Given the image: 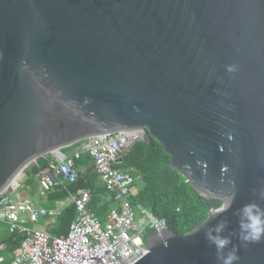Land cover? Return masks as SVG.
<instances>
[{
	"label": "water",
	"instance_id": "water-1",
	"mask_svg": "<svg viewBox=\"0 0 264 264\" xmlns=\"http://www.w3.org/2000/svg\"><path fill=\"white\" fill-rule=\"evenodd\" d=\"M117 132L155 141L202 196L235 194L189 234L149 236L136 264H216L205 229L264 207V0H0V193L51 151ZM238 255L264 264V242Z\"/></svg>",
	"mask_w": 264,
	"mask_h": 264
},
{
	"label": "built area",
	"instance_id": "built-area-1",
	"mask_svg": "<svg viewBox=\"0 0 264 264\" xmlns=\"http://www.w3.org/2000/svg\"><path fill=\"white\" fill-rule=\"evenodd\" d=\"M140 140L138 132H117L93 138L82 147V151L93 159L97 173L107 187L116 192V198L121 201L120 211H113L106 222L89 212L91 194L86 189L73 196L79 218L65 236L49 237L30 230L25 227L24 217L19 216L20 213H27L33 222H37L40 218L56 215L58 211L47 213L28 201L16 202L1 209L0 220H10L11 233L22 239L13 264H134L142 259L147 254L144 234L148 230L162 232L166 222L147 211H142L143 217L136 220L126 199L132 179L114 169L118 157L129 145ZM80 157L81 152L76 154V158ZM55 158L56 163L42 172L40 193L43 195L62 180L73 183L77 179L75 157L56 155ZM4 250L3 245L0 253Z\"/></svg>",
	"mask_w": 264,
	"mask_h": 264
},
{
	"label": "clouds",
	"instance_id": "clouds-1",
	"mask_svg": "<svg viewBox=\"0 0 264 264\" xmlns=\"http://www.w3.org/2000/svg\"><path fill=\"white\" fill-rule=\"evenodd\" d=\"M229 70H231V69H229ZM140 137H141V135H140ZM94 138H96V137H94ZM88 141L77 144V145H80V147L77 150L67 148V149H63V150H57L54 152L51 151L50 154L42 157V158L47 159L46 160L47 165H46V167L40 168L39 174H37L34 178L30 177V173H31L33 167L39 166V161L42 158L37 159L36 161L30 162L27 166H25L21 170V172H19L17 174V176L14 179H12L10 181L8 186L0 193V210L6 208L7 206H9L13 203H16V202L28 201L31 204H34L35 206H37L39 210H45L47 213L58 211V213L54 216H46L44 218L39 219V221L41 219H46L49 222L50 226H54L55 222L57 221V218L60 217L64 211L61 209H59V210L42 209L38 205H36L32 200L28 199L26 197V194L28 192H32V191L37 189L39 196H41L43 198H47L50 194H52L55 191H61V190L66 191L67 187L74 184L77 181V179L79 178L80 170H79V166H77V163L79 161H81L83 154H85V152L82 151V147ZM137 144H144L142 137L138 143H135L132 146L129 145L127 147V149L125 150V152L118 157L117 164L114 166V169L119 171L123 175L129 176L132 179V184L129 187V193H128L126 199L130 203L131 209L134 211V213L136 215V220H139L143 217L142 211L149 212L148 210H146L145 208H143L141 206L132 205V202H131V197L135 193H137V191L139 190V189L138 190L136 189V184H138V183L140 184V182L137 180V177L132 170H125V169L121 168L122 158ZM144 145H146V144H144ZM146 146H148V145H146ZM65 151H67L66 152L67 154H64ZM79 152H81V157L76 158V154H78ZM86 154H88V153H86ZM56 155L66 157V158H71V157L76 158L74 163H75V168H76V172H77V179L73 183L62 180L59 184L55 185L49 192H46L43 195L40 193V189H41V185H42V179H43L42 172L49 170L51 164L56 163V158H55ZM96 174L99 176V178L102 180V183H103L102 188L99 187L98 190H100V191H104V189L106 190V192L104 194H101L97 197L96 209L93 208V206H92V204L94 202V194L91 192V190H89V188H81L77 192H72V193L68 192L67 196L71 197L73 199V196L77 195L80 190H84V189L88 190L89 193L91 194V201L88 204L89 212L98 220H100L102 222H106L109 219V217L113 211H117V212L120 211L121 201L116 198V195H117L116 192L111 191L107 187L104 180L97 173V170H96ZM23 175L25 177H27L24 184L21 182V178L23 177ZM140 186H141V184H140ZM100 197H102L103 204L100 201H98L100 199ZM257 199L258 200H264V190L260 191L259 195L257 196ZM207 200H209L210 202L212 201V199H209V198H207ZM234 200H235V194L233 193L232 195H230L229 197L226 198L225 202L220 207L212 210V212L208 216L207 220H215L217 216H219L220 214H222L224 212H227L232 207ZM99 205H102V207H105L107 209L106 216L101 217L97 214V210H98ZM75 207H76V211L78 213L76 203H75ZM150 214L152 216H154L152 213H150ZM234 215H236V217H237V225H238L237 231L233 232L232 230H228V234L223 235L222 233L225 232V230L227 229V225H228V222L225 220H221V221L217 222L216 224L206 228L204 231L205 240L208 242L210 247H214V249H215L216 264H238V262L240 260V256L238 255V251L240 248H247L249 245L259 244L261 242H264V207H262L259 203L255 202V201L245 203V204L241 205L238 209H235ZM19 216L24 217V219L26 221V223H25L26 228H28L27 227L28 221L31 223L39 222V221L33 222L31 220V216L28 215L27 213H20ZM156 219H158V218H156ZM158 220L165 221L164 219H158ZM207 220L204 222V224L207 223ZM9 221L10 220H4V221L0 220V223H3V225H7L9 228L8 233L14 239H16L17 241H20V246L17 249H15L13 252V257L11 260V264H13L14 259H15V254L21 248L22 239L19 238L16 234L11 233V226L9 225ZM203 225H201V227H203ZM167 229L168 228H167V223H166V228L164 230H167ZM38 232H40V231H38ZM149 232H152L153 235H161L162 234V232H156V231H150V230L146 231V233L143 236V243L146 246L147 254H148V247H147L146 239L149 237V235H148ZM41 233H43V232H41ZM44 234L49 236V237H60L57 235L51 236L46 232ZM67 234H68V232H67ZM233 235H235L236 238L239 240V242H240L239 247L233 244ZM147 254L144 257H146ZM142 259H140L139 261H141ZM139 261H137V262H139ZM136 263H134V264H136Z\"/></svg>",
	"mask_w": 264,
	"mask_h": 264
},
{
	"label": "trees",
	"instance_id": "trees-1",
	"mask_svg": "<svg viewBox=\"0 0 264 264\" xmlns=\"http://www.w3.org/2000/svg\"><path fill=\"white\" fill-rule=\"evenodd\" d=\"M79 147L80 145H76L70 149L77 150ZM46 160V158H42L39 161V166L32 168L31 178L39 174L40 168L46 167ZM89 162V159L79 161L77 166L79 164L85 166L84 164L87 165ZM169 163L170 158L164 154L162 147L152 141L148 146L144 144L135 145L122 158L121 168L132 170L141 184V188L131 197L132 205L141 206L156 218L164 219L168 230L172 234L182 237L203 225L211 206L218 208L222 205V202L218 200L210 202L196 192L183 176H180L170 168ZM91 177L93 176L90 173L83 174L80 172L77 181L68 186L66 191H55L52 194L62 199L68 195V192H77L79 189L87 188L88 186L92 188ZM105 192V189L104 191H95V205L97 202L96 198ZM92 206L94 208V202ZM66 210L67 212L65 211L58 220L57 231L62 229V227L66 230L74 219L75 208H67ZM97 214L104 217L107 214V209L104 208L103 212L97 210ZM148 235L152 236L153 233L149 232ZM6 244L7 246L9 245L10 250H13L20 246V241H14V238H10ZM7 257L3 264H11Z\"/></svg>",
	"mask_w": 264,
	"mask_h": 264
},
{
	"label": "crops",
	"instance_id": "crops-1",
	"mask_svg": "<svg viewBox=\"0 0 264 264\" xmlns=\"http://www.w3.org/2000/svg\"><path fill=\"white\" fill-rule=\"evenodd\" d=\"M87 159H89L90 162L87 165L84 164L85 166H81V164H79V170L83 174H89L90 173L91 176H93L90 179L91 184H92V188L90 186H88L87 188H89V190H91V192L94 194L95 191H97L99 189V187L102 188L103 183H102V180L99 178V176L96 174V168H95L93 159H91V157L88 154H86V153L83 154L81 161H84ZM26 197L28 199L32 200L36 205H38L42 209H46V210H59V209H61L64 211L63 214L65 213V211L67 212V210H66L67 208L74 207L76 210L75 203L71 197H70L71 201H68V202L62 201V199L60 197H56L54 194H50L47 198H43V197L38 195L37 189L32 191V192H28L26 194ZM35 197H40L45 202L49 201L50 203H43L42 205H40L35 201V199H34ZM98 201H100L103 204L102 197H100V199ZM94 208L96 209L95 201H94ZM104 208L105 207H102V205H99L98 211L103 212ZM59 218L60 217L57 218V221L55 222L54 226H50L49 222H48V226L46 225L47 227L44 228L46 233L47 232L48 233H54L53 236L65 235L68 231H70L72 226L75 225V222L78 221L79 215H78L77 211H75L74 219H73L70 227L67 226L68 228L66 227L67 228L66 230L62 227V229L57 231V223H58ZM8 230H9V228L7 225H3V223H0V247L3 245L5 246V250L0 253V260L1 259L3 260L2 262H0V264L5 263V258L7 256H8L7 258L11 261L12 257H13V252L15 250V249L10 250L9 245L7 246V244H6L9 242L10 238H13L8 233ZM14 241H17V240L14 239Z\"/></svg>",
	"mask_w": 264,
	"mask_h": 264
},
{
	"label": "rangeland",
	"instance_id": "rangeland-1",
	"mask_svg": "<svg viewBox=\"0 0 264 264\" xmlns=\"http://www.w3.org/2000/svg\"><path fill=\"white\" fill-rule=\"evenodd\" d=\"M64 154H67L66 152H64ZM27 179V177H25L24 175H23V177L21 178V182L24 184L25 183V180ZM141 188V186H140V184L138 183V184H136V189L138 190V189H140ZM35 199V201L38 203V204H40V205H42L43 203H50L49 201L48 202H45L42 198H40V197H35L34 198ZM62 201H64V202H68V201H71V198L70 197H68V196H65V197H63L62 198ZM48 226V221L46 220V219H41L39 222H37V223H31V222H29L28 221V223H27V227L29 228V229H31V230H33V231H40V232H43V233H45L46 231H45V227H47ZM48 233V232H47ZM49 235H51V236H53V234L52 233H48Z\"/></svg>",
	"mask_w": 264,
	"mask_h": 264
}]
</instances>
